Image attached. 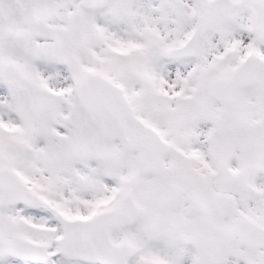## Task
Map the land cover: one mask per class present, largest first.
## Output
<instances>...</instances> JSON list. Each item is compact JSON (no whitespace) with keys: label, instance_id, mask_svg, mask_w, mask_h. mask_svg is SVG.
Returning a JSON list of instances; mask_svg holds the SVG:
<instances>
[{"label":"snow or ice","instance_id":"6c2138e0","mask_svg":"<svg viewBox=\"0 0 264 264\" xmlns=\"http://www.w3.org/2000/svg\"><path fill=\"white\" fill-rule=\"evenodd\" d=\"M0 264H264V0H0Z\"/></svg>","mask_w":264,"mask_h":264}]
</instances>
